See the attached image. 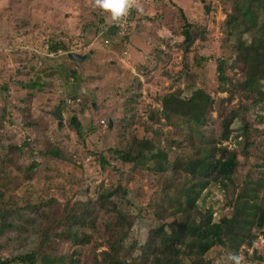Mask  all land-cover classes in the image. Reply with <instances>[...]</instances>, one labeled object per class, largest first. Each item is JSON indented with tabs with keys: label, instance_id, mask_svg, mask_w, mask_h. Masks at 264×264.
Here are the masks:
<instances>
[{
	"label": "rangeland",
	"instance_id": "1",
	"mask_svg": "<svg viewBox=\"0 0 264 264\" xmlns=\"http://www.w3.org/2000/svg\"><path fill=\"white\" fill-rule=\"evenodd\" d=\"M150 1L138 0L142 13L152 16L145 22L147 32L153 37L160 20L166 27L167 36L156 40L148 54H144L141 52L145 48L144 40L134 33L130 34L134 44L131 47L130 42L122 40V45L117 47L106 46L104 32L113 21L94 7V0H0V148L2 145L23 146L27 142L36 150L38 161L43 162L40 151H47L50 146L63 147L64 156L70 161L44 163L45 168L36 170L30 183H26L21 174V185L7 195L13 203L21 205L48 204L38 216L46 215L49 226L69 212L82 211V205L97 200L101 192L122 189V193L102 202L97 213L89 219V223H94L93 229H81L80 233L91 239L80 240L75 246L71 241L54 238L43 245L42 254L55 259L47 264H96V259L101 260L104 252L114 254L116 249L120 257L136 264V257L147 245L151 232L166 218L168 221L175 219L162 211L156 212V209L165 202L171 204L177 192L180 195V190H168L167 187L178 184L181 188L179 183L185 174L182 172L183 177L180 175L177 182L172 173L155 174L152 161L134 169L107 151L123 149L132 137L139 141L146 138L152 142L153 152L162 150L171 163L185 160L194 155V147L201 148L220 138L222 124L232 119L234 111L250 104L245 95L230 99V92H224L218 82L219 59L227 62V72L234 81L245 78L237 68H232L236 53L235 41L225 30L227 15L233 11L228 1H153L160 9L150 7ZM183 15L187 23L206 34L205 41H197L189 54L184 52L186 46H181L186 24ZM153 18L156 21H152ZM247 39L251 40V37ZM52 43H63L70 53L88 59L75 65L66 62V56L60 59L63 65L50 62L48 50ZM158 48L164 49L159 56ZM72 70L77 73L76 79L68 78V72ZM139 80L143 83L140 99L135 101L133 112L127 114L126 97L122 93ZM38 81L44 86L33 87ZM71 90L76 91L75 95ZM196 90H203L213 102L208 108L206 125L177 120L176 127L168 126L165 116L161 115V99L168 93H176L187 100ZM78 92H86L88 97L84 116L81 107L73 108L67 103L80 95ZM62 101L64 110L59 108ZM59 109L61 121L55 116ZM73 111L79 114L89 131L96 127L95 133L86 136L84 142L78 140L70 127ZM151 112L154 113L152 116ZM132 114L135 118L130 126L128 119ZM263 114L262 118L246 115L248 139L243 137L245 131L240 122L236 120L232 124L229 140L224 145L237 154L239 167L235 177L221 180L218 186H210L196 203L198 211H212L216 222L223 217H232L238 208L235 203L239 196L242 195L239 203L245 204L247 192L255 190L257 184L262 185L258 195L264 200ZM158 130L164 132L161 137L156 134ZM119 132L125 134L124 139L119 137ZM247 143L252 145L245 149ZM191 144H194L193 148ZM4 154L11 160L12 171L16 172L18 166L27 168L29 165L26 158L19 159V153ZM101 154L106 157L107 166L100 163L98 157ZM5 178V175L0 177L3 190L9 185L5 184ZM246 212L244 210L243 214ZM64 229L66 233L71 232V227L60 230ZM253 232L258 237L254 248L243 247L239 255L243 264H264V259L258 262L256 258H264V228ZM38 236H32L26 248L7 249L1 257L7 259L36 249L41 242ZM119 239L122 240L117 247L113 243ZM230 253L239 252L219 247L209 257L215 264H231ZM60 257L65 261L58 262Z\"/></svg>",
	"mask_w": 264,
	"mask_h": 264
},
{
	"label": "trees",
	"instance_id": "2",
	"mask_svg": "<svg viewBox=\"0 0 264 264\" xmlns=\"http://www.w3.org/2000/svg\"><path fill=\"white\" fill-rule=\"evenodd\" d=\"M153 1L157 0L150 1V7L160 9L161 7H158ZM159 1L162 2L163 0ZM227 1L233 9L232 13L227 15L225 29L226 35L235 41L236 61L232 68H237L245 75V78L243 81H234L227 72V62L219 59L218 82L224 92L226 90L230 92V99H233L234 96L245 95L250 104L234 111L232 119L222 124L220 138L213 139L209 144H203L201 148L194 147L196 150L194 155L185 160L179 159L171 163L162 150L153 152L154 146L146 138L139 141L132 137L123 149L110 148L107 151L115 159L124 164L132 165L134 169L142 168L149 161H152L154 164L152 170L155 174L172 173L173 176L176 175L175 181L177 182L180 180L181 173L185 174L184 177L181 175L183 177L179 183L182 185L181 188L177 187L178 184H171L167 187L168 190L173 188L177 191L180 190V195L177 192L176 198L171 204L165 202L156 209V212L162 211L166 216H172L175 219L168 221L166 218L151 232L147 239V245L136 257V264H215V260L209 257L215 248L220 247L231 252H239L237 254L241 253L243 247L253 249L258 239L253 232L254 229L262 230L264 228V200L258 195L262 188L261 184H257L255 190L247 192V201L243 205L239 203L242 199V195H240L235 203L238 207L236 213L232 217H223L219 222L214 221L212 211L202 213L198 211L196 205L202 192H205L210 186H218L221 180L235 177L239 167L237 154L234 149L224 145V142L229 140L232 124L236 120L240 122L245 131L243 137L248 139L247 116L256 115V118H262V112L264 113V0ZM132 5L133 7L126 19L123 18L120 22L113 21L112 25L108 26L103 39H105L106 46L112 44V47H117L122 45V40L125 43L130 42L129 46L131 47L134 44H132L133 37H130V34L134 33L140 40H144L145 48L141 49V52L148 54L149 48L154 46L156 40L167 36L166 27L159 20L156 23L158 31L154 33L153 37H150L145 22L148 20L147 18H152V16L137 11L138 0H132ZM183 18L186 24L185 30L182 31L184 41L181 42V46H186L184 52L189 54L197 41H205L206 34L204 32L201 34L194 25L187 23L184 15ZM154 20L156 21L153 18L152 21ZM248 37H251V40L247 39ZM52 44L48 50L50 62L63 65L64 63L60 59L66 56V62H70L72 65L80 63L70 59L69 55L72 53L63 43ZM163 52L164 49L158 48L157 55L159 56ZM197 64L201 66L202 63L198 61ZM46 75L47 77L50 76L49 74ZM71 77L77 78L76 71L68 72V78ZM32 86L42 87L44 84L40 86L38 81ZM187 86L191 87V84ZM142 87L143 83L139 80L122 93L126 97L124 106L127 114L133 112V105L135 101L138 102L140 99L139 92L142 93ZM75 93V90H71L72 95ZM79 94L74 97L73 101L68 100L67 103L72 104L73 108L81 107L80 111L84 116L83 112L86 110L84 104L88 97L86 92ZM161 103L163 107L161 115L165 116L167 125L176 127L177 120H185L194 125L205 126L208 108L213 102L203 90H196L192 97L187 100L183 99L180 94L168 93L161 99ZM63 107L65 108L64 101L61 102L59 108L64 110ZM73 113L70 119V127L75 131L78 140L84 142L86 136L95 133L96 129L94 128L96 127L93 126L89 131L84 126L83 121L79 119V114L74 111ZM257 113L259 114L257 115ZM153 114L151 112L150 116ZM134 118L133 114L129 117L130 126ZM124 128L126 129V127ZM156 134L161 137L164 132L158 130ZM119 137L124 139L125 134L119 132ZM251 145L252 143H247L245 149ZM191 146L193 148L194 144ZM48 149L39 152L40 158L44 159L43 162H39L36 150L27 142L23 146L2 145L0 148V173H2L0 177L5 175V184L9 183L5 190L0 186V254L10 248H18L17 250L26 248L27 242L32 239V236L39 235L38 237L41 239L40 245L36 249L20 252L7 259L0 255V264H47L54 261L55 259L51 260L42 254L43 245L54 238L71 241L75 246L80 240L88 241L91 237L87 234H81V229L87 227L93 229L94 223H89V219L97 213L100 204L122 193L121 188L105 190L100 193L97 200L82 205V211L69 212L55 223L53 222L55 225L51 226L53 223H50L47 226L46 215L41 218L38 215L42 214V209L48 204L21 205V203H13L12 198L7 193L13 192L21 185L19 181L21 174H24L25 182L30 183L34 179L36 170L41 169L42 171L45 168L43 167L44 163H52L56 160L70 162L64 156L63 147L58 149L50 146ZM5 152L19 153V159L26 158L29 162L28 167L18 166L16 172L12 171L9 166L11 160L7 159ZM98 159L103 166L108 165L103 154L99 155ZM244 210L247 211L246 214H243ZM157 216L159 217V215ZM66 227H71V232L66 233L65 229L60 230ZM121 240L119 239L113 244L118 247ZM113 244L111 250L114 248ZM256 258L258 262H262L264 259L263 257ZM57 261L64 262L65 258L60 257ZM96 264L130 263L122 258V255L120 257L116 249L114 254L104 252L101 260L96 259Z\"/></svg>",
	"mask_w": 264,
	"mask_h": 264
},
{
	"label": "clouds",
	"instance_id": "3",
	"mask_svg": "<svg viewBox=\"0 0 264 264\" xmlns=\"http://www.w3.org/2000/svg\"><path fill=\"white\" fill-rule=\"evenodd\" d=\"M94 7L102 13L107 14L108 18L112 21L120 22L129 14V10L133 5L131 0H94ZM137 11L142 13L143 9L137 7ZM228 260L231 261V264H243L239 254L230 253Z\"/></svg>",
	"mask_w": 264,
	"mask_h": 264
},
{
	"label": "water",
	"instance_id": "4",
	"mask_svg": "<svg viewBox=\"0 0 264 264\" xmlns=\"http://www.w3.org/2000/svg\"><path fill=\"white\" fill-rule=\"evenodd\" d=\"M69 57L71 60L76 62H82L85 59V57H81L80 55L74 53L70 54ZM61 115H62L61 111L57 110L55 116L62 120Z\"/></svg>",
	"mask_w": 264,
	"mask_h": 264
},
{
	"label": "built area",
	"instance_id": "5",
	"mask_svg": "<svg viewBox=\"0 0 264 264\" xmlns=\"http://www.w3.org/2000/svg\"><path fill=\"white\" fill-rule=\"evenodd\" d=\"M131 3H132V0H131ZM130 10H131V9H130ZM130 10H129V12H130ZM127 16H128V15H127ZM127 16H126V17H127ZM126 17H125V19H126Z\"/></svg>",
	"mask_w": 264,
	"mask_h": 264
}]
</instances>
